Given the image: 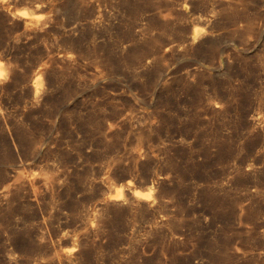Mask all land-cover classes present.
Segmentation results:
<instances>
[{
    "label": "rangeland",
    "instance_id": "rangeland-1",
    "mask_svg": "<svg viewBox=\"0 0 264 264\" xmlns=\"http://www.w3.org/2000/svg\"><path fill=\"white\" fill-rule=\"evenodd\" d=\"M0 61V264H264V0H0Z\"/></svg>",
    "mask_w": 264,
    "mask_h": 264
},
{
    "label": "bare ground",
    "instance_id": "bare-ground-1",
    "mask_svg": "<svg viewBox=\"0 0 264 264\" xmlns=\"http://www.w3.org/2000/svg\"><path fill=\"white\" fill-rule=\"evenodd\" d=\"M195 38H196V37H194V39H195ZM0 64L3 65V67L0 68V71L4 72V71L6 70V69H5V65H4L3 62H1V61H0ZM25 161H26V160H25ZM18 162H19V161H18ZM23 162H24V161H23ZM19 167H20V166H19ZM22 168H23V167H22ZM19 170L22 171V169H18V171H19ZM24 170H25V169H24ZM20 171H19V173L24 174L23 172H20ZM24 172H25V171H24ZM27 172H28V171H27ZM27 172H26V174L29 173V172H28V173H27ZM14 173H15V172H14ZM29 175H30V174H29ZM13 176H14V174H13ZM13 176H12V177H13ZM22 176H23V175H22ZM26 176H27V175H26ZM30 176H31V175H30ZM32 176H33V175H32ZM20 177H21V175H20ZM27 177H28V176H27ZM10 178H11V176H10ZM30 178H31L30 180L28 179L29 182H31V180L33 179L32 177H30ZM17 179L19 180V176L17 177ZM17 179H16V177H15L14 180H17ZM20 179H21V178H20ZM23 179H25V178H23ZM9 180H10V179H9ZM18 180H17V181H18ZM28 180H26V181H28ZM33 180H34V179H33ZM12 181H13V179H12ZM12 181H11V182H12ZM13 182H14V181H13ZM13 182H12V184H13ZM19 182H20V180H19ZM21 182H22V181H21ZM26 183H27V182H26ZM32 183H33V182H32ZM7 184L9 185V182H8ZM4 185H5V181H4ZM10 185H11V184H10ZM10 185H9V187H10ZM13 185H17V187H18V182H17V184H13ZM20 185H21V184H20ZM20 185H19V186H20ZM25 185H26V184H25ZM32 185H33V184H32ZM11 186H12V185H11ZM21 186H22V185H21ZM27 186H28V184H27ZM29 186H30V184H29ZM9 187H8V189H9ZM17 187H14V188L16 189ZM3 188H4V187H3ZM12 188H13V186H12ZM18 188H20V187H18ZM18 188H17V189H18ZM3 190H4V189H3ZM11 190H12V189H11ZM11 190H10V191H11ZM18 190H19V189H18ZM13 191H15V190L13 189ZM11 193H12V192H11ZM9 194H10V193H9Z\"/></svg>",
    "mask_w": 264,
    "mask_h": 264
},
{
    "label": "snow or ice",
    "instance_id": "snow-or-ice-1",
    "mask_svg": "<svg viewBox=\"0 0 264 264\" xmlns=\"http://www.w3.org/2000/svg\"><path fill=\"white\" fill-rule=\"evenodd\" d=\"M20 15L21 16H27V13L26 12H22V13H20ZM38 19H43V17H38ZM2 67H3V65L0 64V68H2ZM4 76H5V74L2 71H0V80H2L4 78ZM136 195L139 196L140 193H136ZM116 198L122 199L123 197L122 196H120V197H114V199H116ZM143 198L150 200L151 199V194H148V195L144 196Z\"/></svg>",
    "mask_w": 264,
    "mask_h": 264
}]
</instances>
